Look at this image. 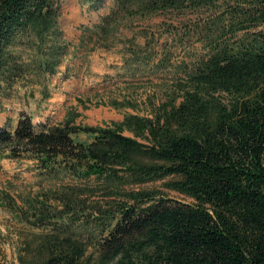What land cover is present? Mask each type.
Here are the masks:
<instances>
[{
  "label": "trees",
  "instance_id": "obj_1",
  "mask_svg": "<svg viewBox=\"0 0 264 264\" xmlns=\"http://www.w3.org/2000/svg\"><path fill=\"white\" fill-rule=\"evenodd\" d=\"M112 1L91 28L80 26L81 39L116 38L124 18L217 4ZM235 4L227 24L220 16L196 30L203 52L175 66L182 75L148 115L82 125L72 111L56 122L20 111L0 123V152L31 160L36 177V189L9 201L38 230L19 264H264V0ZM58 17V0H0V92L57 72L70 52ZM133 46L131 74L174 67ZM80 132L90 141L75 140ZM162 179L192 201L144 187Z\"/></svg>",
  "mask_w": 264,
  "mask_h": 264
},
{
  "label": "rangeland",
  "instance_id": "obj_2",
  "mask_svg": "<svg viewBox=\"0 0 264 264\" xmlns=\"http://www.w3.org/2000/svg\"><path fill=\"white\" fill-rule=\"evenodd\" d=\"M216 3L196 10L168 9L124 18L114 34L116 38L98 42L95 36L81 39L80 26L91 28L101 15L112 9L113 1L58 0V25L62 37L70 45V52L58 64L56 73L28 75L0 92V123L10 115L17 116L20 111L33 115L34 121L48 122L59 121L67 111H72L77 114L75 123L82 125H103L121 120L127 113L148 115L154 105L164 100L172 79L182 75L175 66L183 61L189 64L203 52V43L196 30L200 32L220 16L225 17L223 23L227 24L229 11L237 7L235 0H217ZM262 27L251 26L247 31ZM243 33L244 30L236 32L235 38ZM131 45L141 51L140 57L156 53V57L169 58L174 67L157 74H147V69L143 71L142 67L131 74L125 67V61H131L125 47ZM45 94L49 97L44 98ZM111 103L123 104L113 106ZM73 138L88 142L91 135L80 132ZM31 166V160L17 162L5 151L0 152V264H19L24 242L32 231H38L9 203L15 201L16 193L26 194L30 188H37ZM165 181L158 180L144 187L163 191L178 201H192L166 188Z\"/></svg>",
  "mask_w": 264,
  "mask_h": 264
}]
</instances>
